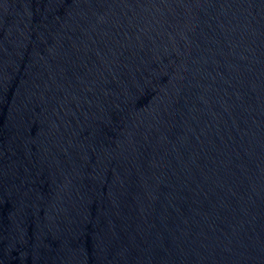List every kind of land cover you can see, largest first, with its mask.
<instances>
[{
  "label": "water",
  "instance_id": "obj_1",
  "mask_svg": "<svg viewBox=\"0 0 264 264\" xmlns=\"http://www.w3.org/2000/svg\"><path fill=\"white\" fill-rule=\"evenodd\" d=\"M0 264H264V0H0Z\"/></svg>",
  "mask_w": 264,
  "mask_h": 264
}]
</instances>
